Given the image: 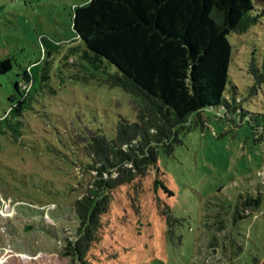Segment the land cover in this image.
Returning <instances> with one entry per match:
<instances>
[{
    "label": "rangeland",
    "instance_id": "1",
    "mask_svg": "<svg viewBox=\"0 0 264 264\" xmlns=\"http://www.w3.org/2000/svg\"><path fill=\"white\" fill-rule=\"evenodd\" d=\"M251 1L258 23L228 36V86L242 99L234 106L244 119L233 108L205 109L180 131L170 154L159 149V172L152 170L138 190L133 184L113 190L90 248L94 264L263 259L264 83L251 90L249 64L264 65V0ZM84 2L0 0V59L12 63L0 75V117L19 73L39 64L22 138L0 136V264H79L71 249L84 223L74 201L87 188L97 189L93 180L99 177L81 170L89 160L83 142L93 132L112 138L120 117L136 118L139 101L105 83L113 67L91 52L82 56L71 17ZM112 176L105 171L99 178Z\"/></svg>",
    "mask_w": 264,
    "mask_h": 264
},
{
    "label": "trees",
    "instance_id": "2",
    "mask_svg": "<svg viewBox=\"0 0 264 264\" xmlns=\"http://www.w3.org/2000/svg\"><path fill=\"white\" fill-rule=\"evenodd\" d=\"M257 11L251 0H85L72 8L71 30L84 45L82 56L91 52L94 59L106 61L114 73L105 83L139 101L135 120L120 117L112 138L93 132L83 142L89 160L81 170L97 171L99 177L110 171L113 176L95 177L97 189L87 188L74 201L84 223L71 249L79 264H94L90 248L98 240L111 192L126 184L139 186L152 170L159 172V149L170 154L192 117L198 118L205 109L228 113L233 108L244 119V111L234 106L242 99L233 84L228 86V36L245 33L258 23ZM40 40L49 44L43 36ZM38 65L32 63L19 73L0 117V136L14 142L22 138L24 114L32 109ZM11 68L10 58L0 59V75ZM249 72L255 91L264 83V65L250 62ZM260 129L264 133V124ZM132 203L138 212L137 192Z\"/></svg>",
    "mask_w": 264,
    "mask_h": 264
}]
</instances>
